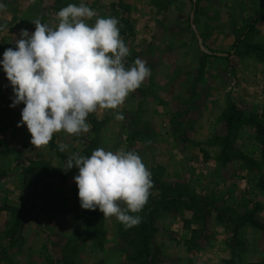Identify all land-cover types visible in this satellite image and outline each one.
Here are the masks:
<instances>
[{
	"label": "crops",
	"instance_id": "crops-1",
	"mask_svg": "<svg viewBox=\"0 0 264 264\" xmlns=\"http://www.w3.org/2000/svg\"><path fill=\"white\" fill-rule=\"evenodd\" d=\"M161 1L0 0L6 5V10L0 12V58L5 49L15 47L22 29L29 33L35 30L31 21L39 19L56 27L57 12L69 4L79 6L83 2L95 11L96 15L86 20L89 25L97 17H115L130 53L125 67L133 66L139 58L146 62L151 74L117 109L98 107L90 113L104 119L98 148L135 151L149 172L155 168L172 184L187 180V190L198 197L218 193L225 208L255 212L257 220L261 219L259 225L248 224L240 229L239 238L245 247L235 253L230 245V231L215 214L202 220L195 219L191 210H163L157 218L154 236V244L164 256L162 264H222L234 255L238 264H264V213L259 211L264 208V191L258 186L264 171L246 161L247 157L256 163L264 161L255 130L250 125L240 127L236 137L238 155L228 163L222 161L221 145L213 141L225 132L222 115L230 102L247 112H264V18L245 35L248 20L264 12V1L262 7L248 10L220 3L214 14L208 13L204 20L199 17L198 0H167L164 7L160 6ZM234 23L236 33L231 28ZM240 37L257 49L243 53V48L242 54H236L234 45ZM13 95L0 66V193H4L1 204L7 199L6 204L17 207L12 197L6 198V192H21L33 182L34 175L28 172L30 166L48 162L63 171L72 153L91 155L88 143L95 131L94 119L87 116L89 132L69 135L60 131L53 134L48 145L35 147L26 125L17 126L24 105L10 107ZM114 113H122L124 120H116ZM132 117L148 121L150 135L139 121L131 122ZM117 128L125 131L118 133ZM52 144H66L68 149L59 155ZM188 144H200L203 149L190 150ZM70 181L60 189L68 192L64 194L68 196L64 207L70 203L72 207L49 220L60 228L62 240L53 243L50 231L42 228L41 223H47L50 213L30 218L22 229L24 244L20 247L11 245L12 234H5L12 226V216L11 220L6 218L7 227L5 220L0 223V235H6L0 244L9 254L6 264H62L65 260L71 264H124L126 255L117 235L121 222L115 216L103 217L107 224L104 241L102 246L96 245L94 237L85 231L84 210L77 199L73 200L76 195L70 194L75 188ZM8 212L2 211L0 220ZM66 246H70V256L66 255ZM1 262L5 264L4 259Z\"/></svg>",
	"mask_w": 264,
	"mask_h": 264
},
{
	"label": "clouds",
	"instance_id": "clouds-1",
	"mask_svg": "<svg viewBox=\"0 0 264 264\" xmlns=\"http://www.w3.org/2000/svg\"><path fill=\"white\" fill-rule=\"evenodd\" d=\"M6 5L0 2V12ZM83 2L69 4L56 14V27L31 21L35 30L22 29L15 47L5 49L0 66L14 93L10 107L23 103L21 120L31 134V144L46 146L53 134L80 135L90 131L86 122L98 107L117 109L129 93L150 76L146 62L137 58L125 67L129 49L120 36L115 17H97ZM124 120L122 113H114ZM64 152L68 145L59 144ZM78 169L73 179L82 209H99L103 217L115 216L125 228L141 223L139 213L153 186L151 173L135 151H105L91 155L72 153L63 171ZM123 205V207H122Z\"/></svg>",
	"mask_w": 264,
	"mask_h": 264
},
{
	"label": "trees",
	"instance_id": "trees-1",
	"mask_svg": "<svg viewBox=\"0 0 264 264\" xmlns=\"http://www.w3.org/2000/svg\"><path fill=\"white\" fill-rule=\"evenodd\" d=\"M262 18H264V12H260L255 17L248 20L245 27V35H247L254 28L255 23ZM234 47L236 54H242L241 50H243V48V53H249L252 51L251 49H257L248 46L245 39L241 40V37L236 40ZM204 65L205 59H202L201 66L203 67ZM222 119L225 123V132L222 135L218 134L215 138L217 140L216 142L221 145V157L224 163L232 161L237 156L238 150L233 141L236 139L242 125H250L255 130L257 142L262 145V153L264 154V112L262 114L252 111L247 112L234 102H230L228 109L223 112ZM93 122V131H97L95 126L97 120L94 119ZM87 152L88 151H86V153ZM28 172L35 176V182L33 184L34 191H38L40 185L52 189L53 185L56 183L55 181H66V175L63 171L50 166L48 162H36L34 166L28 168ZM161 176L162 174L158 172L151 174L153 186L150 189L148 201L139 213L133 214L141 217V223L127 229L122 223L119 225V235L122 240L121 247L126 255L125 259L129 264L161 263L162 251L154 244V236L158 230L156 222L161 211L171 210L183 213L185 210H191L194 212L195 219L202 220H207L212 215V205L204 198L191 194L183 184H171L162 180ZM258 186L264 191V174L259 178ZM76 195L78 196V194ZM33 208V203L30 204L28 209H26L25 206L14 207L8 204L0 206V213L4 210H9L15 214V221L11 228V239L17 236L30 220L32 216L31 209ZM84 211L86 214H89L88 216H100V213L96 209ZM215 215L232 233L230 245L233 247L235 253L245 247L243 241L239 238L240 229L248 224H260L255 217V212L239 213L233 208H224ZM91 219V217H88L87 221L92 222ZM99 234L103 235L104 239L105 232L100 230ZM96 245L102 246L103 240H97ZM62 264H71V262L65 260ZM222 264L238 263L234 255V258L225 260Z\"/></svg>",
	"mask_w": 264,
	"mask_h": 264
},
{
	"label": "rangeland",
	"instance_id": "rangeland-1",
	"mask_svg": "<svg viewBox=\"0 0 264 264\" xmlns=\"http://www.w3.org/2000/svg\"><path fill=\"white\" fill-rule=\"evenodd\" d=\"M199 1V10H200V16L202 19L205 18V15H208V13H210V15L214 14L213 12L215 11V9L217 8V6H219L218 4L220 3H224V2H227L229 7H239L241 10L245 8V10H248L250 8H255V7H262V4H263V1L264 0H198ZM167 4V0H163L161 1L160 3V6L161 7H164L166 6ZM228 15L230 16V18H232V14H231V11L228 12ZM200 18L199 20V23L201 24L200 26L203 27V20ZM199 19V18H198ZM202 20V21H201ZM230 26H231V23H230ZM232 29H234V32L236 33L237 32V25L234 23L231 27ZM202 79V74L199 75ZM88 116H90L91 119H97L96 117L94 118V116H92L91 114H89ZM139 118V117H138ZM140 122L141 126L143 127V129L147 130V134L151 131L152 132V128L150 127L148 121L144 120V119H137L135 117H132L131 119V122ZM103 123H104V119L101 120V119H97V124L95 125L96 126V130L94 132V134L90 137L91 139L90 142L88 143V150L90 153H92L93 150L97 149L98 148V138H100V134H101V131L102 129H104L103 127ZM140 126V125H139ZM94 127V126H93ZM118 130V133L121 132V131H125L124 128H117ZM117 133V134H118ZM123 133H120V135H122ZM119 135V136H120ZM150 135V133H149ZM96 140V141H95ZM213 141H217L216 138L213 139ZM119 143L121 142L120 140V137H119ZM234 142V145L235 147L238 145V143L236 142V139L233 141ZM53 145V144H52ZM187 145V144H186ZM190 145L189 146V149L190 150H195V151H198L199 149L202 150L203 148L201 147L200 144H188ZM259 145V148H260V151L262 153V145L260 143H258ZM120 146V144H119ZM56 145H53V148H55ZM57 153L59 155H61L60 151H59V148L56 147L55 148ZM253 150V149H252ZM201 152V156H202V151ZM238 152V151H237ZM251 152V151H249ZM238 155V153L236 154ZM263 155V159H264V154L262 153ZM247 163L249 166H255V167H258L259 169H261L262 171H264V161H262V163H256V161L251 157H247L246 159ZM34 166V164L32 165ZM55 167V166H54ZM146 167V165H145ZM215 168L218 167V166H214ZM73 172L71 171H63V173L66 175V181H62V180H58V181H55V185H53V188L52 189H48L47 187H44L43 185H40L38 191H34L33 189V184L35 182V176H34V180L33 182H31V184L26 188L24 189L23 191H8L6 192L7 196L6 198L8 197H12L17 204L18 206L17 207H22V206H25L26 209L29 208L30 204H34V208L31 209V213H32V216H34V214H38V215H44L45 212L47 214L50 213V216H48V221L47 223H41L42 225V228L45 226L48 231H50L51 233V240L52 242L54 243L55 240H62L60 239V228H58V225L55 223V224H52L51 221L49 222V220H51L52 217H54L56 214H60L63 212V210H65L66 208H69V207H72V203L68 204L67 206L64 207V202L63 201H66L67 197L64 196V194L68 193L64 190H61L60 187L68 182V181H72L75 188L73 190L70 191V194L72 195H76L78 194L77 193V185L73 179V177L78 174V169H76L75 167H73ZM156 169L154 168V170L150 171V173H154V172H157L155 171ZM162 180H165L169 183L172 184V182L170 180H168L166 177L164 178L163 176H161ZM55 180V179H54ZM70 181V182H71ZM259 181V180H258ZM183 185H185L186 187L189 186V182L186 180L183 182ZM53 191V192H52ZM4 194L3 192L0 193V204L3 202V199L4 197H2V195ZM202 198H205L207 200V202H209V204L212 205V215L213 214H216L217 212H221L224 208H225V203L221 200V196L218 195V193H213L211 195H207V197H202ZM77 199L78 200V203H79V198L78 196L76 195V198H74L73 200ZM6 200L5 199V203L1 204L0 206L6 204ZM71 200V201H73ZM74 202V201H73ZM41 204V205H40ZM123 207V205H122ZM47 208V209H45ZM227 208H232V207H227ZM47 210V211H46ZM82 210H85V209H82ZM98 212L99 209H96ZM236 211H238L237 209H235ZM261 214L264 213V208H261V210H259ZM85 212V211H84ZM240 213V211H238ZM77 213H74L73 216H76ZM84 214V217H85V225H86V233L88 235H92L94 237V241L96 242L97 240L98 241H104L103 239V235H100L99 232L100 230L101 231H104V227L107 226V224L104 222V218H103V213L100 212V216L99 217H95V216H88L89 214ZM10 216H12V224L14 223L15 221V214L13 212H8L7 215H3L2 219L0 220V223L2 224V222L4 223V220L6 222V227L8 225V221H6V218H8L7 220H11ZM260 216V215H259ZM88 217H91L92 219V222H89L87 221ZM112 220V219H111ZM260 220V221H259ZM258 222L260 223L261 222V219H258ZM118 226V225H117ZM232 226V225H231ZM11 228L12 226L8 227V229L5 230V234H8L9 236L11 235L12 231H11ZM112 228V226H111ZM44 229V228H43ZM214 229V228H213ZM229 231V230H228ZM5 234H1L0 235V242H3L4 241V237L3 236H6ZM117 235H118V239L120 241V249L123 251L122 249V240L120 239V235H119V226H118V231H117ZM230 238L232 237V233L230 232ZM23 236H22V231H20V233L15 236L13 239H11V245H13L14 247L17 245L18 247L20 246H23L24 244V240H23ZM61 245V246H60ZM60 248H63V245L60 244ZM2 245L0 244V248H2V250L0 251V261L2 259H4V263L6 264V262L9 260V254L6 255V253L4 252L5 248L4 247H1ZM69 247L70 246H66L65 250H66V255L67 256H70L69 254ZM21 252V251H20ZM124 252V251H123ZM161 263L162 264L164 262V256H162V259H161ZM1 264H3L1 262ZM124 264H129L127 263L126 259L124 260Z\"/></svg>",
	"mask_w": 264,
	"mask_h": 264
}]
</instances>
